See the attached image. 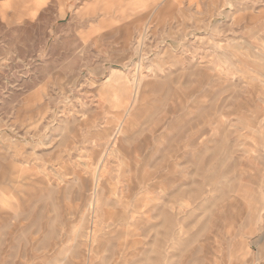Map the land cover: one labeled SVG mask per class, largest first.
Wrapping results in <instances>:
<instances>
[{"label":"rangeland","instance_id":"1","mask_svg":"<svg viewBox=\"0 0 264 264\" xmlns=\"http://www.w3.org/2000/svg\"><path fill=\"white\" fill-rule=\"evenodd\" d=\"M0 264H264V0H0Z\"/></svg>","mask_w":264,"mask_h":264}]
</instances>
